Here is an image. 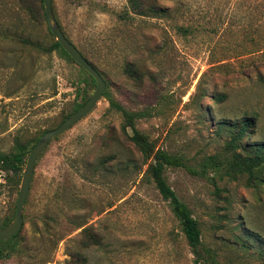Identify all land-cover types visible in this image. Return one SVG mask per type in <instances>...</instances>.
I'll use <instances>...</instances> for the list:
<instances>
[{
    "label": "rangeland",
    "instance_id": "rangeland-1",
    "mask_svg": "<svg viewBox=\"0 0 264 264\" xmlns=\"http://www.w3.org/2000/svg\"><path fill=\"white\" fill-rule=\"evenodd\" d=\"M152 2L157 8L142 12L128 0L51 5L104 93L144 114L136 129L157 149L182 156L185 167L165 177L200 225L208 264H264V186L224 176L237 156L264 143V0H143ZM54 41L40 0H0V154L33 144L81 103L83 74L51 50ZM246 119L253 124L238 139ZM121 126L102 97L48 145L22 230L0 246V264H192L167 203L144 179L137 137ZM25 163L18 185L0 170V227L14 217ZM85 241L96 245L83 248ZM76 252L78 262L70 260Z\"/></svg>",
    "mask_w": 264,
    "mask_h": 264
},
{
    "label": "trees",
    "instance_id": "trees-1",
    "mask_svg": "<svg viewBox=\"0 0 264 264\" xmlns=\"http://www.w3.org/2000/svg\"><path fill=\"white\" fill-rule=\"evenodd\" d=\"M40 6L41 12L44 14L43 0H40ZM128 7L132 12H142L146 8H157L155 3L152 2L150 4H145L143 3V0H128ZM56 21L58 22L57 19ZM59 26L61 28L60 24ZM51 36L53 35L51 34ZM56 49H59L63 54H65L69 58L72 63H74V61L67 55V53L61 48V46L56 41H54L51 45V50ZM80 71L83 74V79L79 80L77 82V85L82 84L83 87L78 89L77 94L81 96V103L75 106L72 113L81 108L89 100L87 97V92L91 90V88H94L95 84L93 78L89 74H87L81 68ZM125 73L129 76L133 75L134 71L130 65L126 66ZM103 97L108 101L110 110H114L121 114V128L123 132L126 133V130L130 129L132 134L137 137L135 145L142 156L143 164L147 165V169L144 174V179L147 182L153 184L161 200L167 203L173 217L175 218V221L177 222L180 232L183 234L188 244L189 251L193 256L192 264H208L214 262L210 249L206 248L201 240L202 235L198 221L193 217L192 211L189 209V207L183 201L180 200L174 190L170 187L165 177V171L167 169L185 167L182 156L173 155L161 149H157L154 143L149 140L147 135L137 131L136 121L143 118V113L131 112L124 109L116 101H114V99L107 92L104 93ZM69 116L70 115L65 116L62 122ZM251 124H253L252 119H246L242 121V127L240 128L238 139H241L242 137L248 135L247 130L250 128ZM39 139L35 140L34 143L31 145H18L17 150L8 155L0 154V170L6 172L7 182L10 180L8 178V175L11 174V178L13 179V181L17 177V180L15 179L16 185L19 184L20 174L22 172V168L25 163L27 154ZM210 164L212 166H216L218 165V162H216L214 159H211ZM263 172L264 143L255 144L254 148L249 152L246 158L237 156L233 163H230L227 167H224V176L231 179H236L238 176L246 175L248 184L253 187L264 186V176L262 175ZM10 222V219L3 221L0 230L6 227ZM87 231L88 229H83L81 233L85 235ZM19 233H17L15 236L8 239L7 241L0 243V246L14 240L17 236H19ZM92 242L96 245V241H85L83 242L82 247L88 248ZM80 256L81 254L79 252L71 253L70 260L72 259V261L78 262V258H80ZM261 256H264V251L261 252Z\"/></svg>",
    "mask_w": 264,
    "mask_h": 264
},
{
    "label": "water",
    "instance_id": "water-1",
    "mask_svg": "<svg viewBox=\"0 0 264 264\" xmlns=\"http://www.w3.org/2000/svg\"><path fill=\"white\" fill-rule=\"evenodd\" d=\"M51 3L52 0H43L44 17L49 32L54 36L56 42L74 61V63L93 78L95 82V89L89 100L81 108L72 113L55 129L44 133L28 152L15 203L14 217L6 227L0 230V243L7 241L22 230L23 208L30 190L35 164L38 157L54 139L69 131L94 109L98 101L103 97L106 86L105 81L101 77L100 73L84 58L75 45L71 43L63 34L52 13Z\"/></svg>",
    "mask_w": 264,
    "mask_h": 264
}]
</instances>
